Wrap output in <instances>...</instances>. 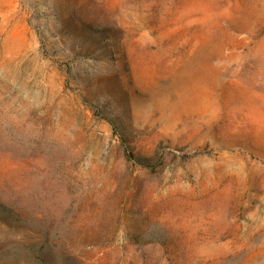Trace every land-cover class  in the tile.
<instances>
[{"label": "rangeland", "instance_id": "obj_1", "mask_svg": "<svg viewBox=\"0 0 264 264\" xmlns=\"http://www.w3.org/2000/svg\"><path fill=\"white\" fill-rule=\"evenodd\" d=\"M0 264H264V0H0Z\"/></svg>", "mask_w": 264, "mask_h": 264}]
</instances>
